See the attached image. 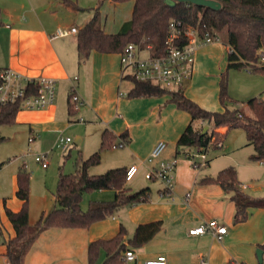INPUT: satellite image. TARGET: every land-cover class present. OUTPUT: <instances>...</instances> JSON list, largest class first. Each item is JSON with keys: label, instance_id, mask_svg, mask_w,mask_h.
<instances>
[{"label": "crops", "instance_id": "0c3cea01", "mask_svg": "<svg viewBox=\"0 0 264 264\" xmlns=\"http://www.w3.org/2000/svg\"><path fill=\"white\" fill-rule=\"evenodd\" d=\"M74 1L77 4V1ZM72 2L73 0H0V70L11 68L29 77H50L55 80L56 86V96L51 105L38 110L19 109L12 130L24 137L38 136L41 139L51 134L55 127L63 122L65 112L69 113V90L73 87L82 100V104L75 109L76 115L84 117L87 121L86 124L76 125L75 133L81 134V137L76 136L80 139L79 143L84 141L87 132H93L95 137L100 135V138L104 129L116 136L124 129L128 132L129 141L121 147H124L121 154L104 155V160H107L106 167L127 168L136 164L142 175L141 172L147 167L146 157L158 139L148 140L149 133L146 131L149 122L156 120V117L159 121L166 117L168 119L170 115L175 117L169 132L174 142L166 146L164 156L176 157L179 148L176 146V140L188 124L189 114L184 115L167 93L158 97L128 96L132 82H122L124 76L119 52L102 53L93 50L80 62L77 54V32L62 37L53 36L58 27L78 29L92 16L93 8L80 17L81 20L77 23L76 13L85 7L77 4L82 9L76 10ZM104 2L112 6L120 3L103 0L96 7L99 9ZM131 2L133 6V1ZM129 18H125L116 30L110 32L104 28L105 17L101 19L99 16L101 28L108 33L116 32ZM227 53L228 47L224 43H208L199 47L195 53L190 78L179 87L184 94L187 85L197 80L202 65L209 68L214 65L216 70L211 72V76L220 78V70H227ZM239 71L241 75L236 80L237 92L232 95H237L242 106L252 97H259L264 101V72L247 69ZM200 124L204 123L197 121L195 126ZM216 131L225 134L228 132L226 127H218ZM245 145H251L247 139ZM187 147L189 148L184 147L183 155L187 152ZM4 163L0 162V171L5 167ZM250 166L244 165L249 168ZM222 168L197 170L193 162L180 160L175 168L176 184L172 197L161 193L162 184L152 190L139 178L134 183L129 180L126 186L131 191H136L133 187H149L147 201L124 205L112 215L92 223L87 228L50 227L42 230L25 252L22 264H88V243L94 239H108L114 236L120 226L125 230L126 248L134 251V264H143L146 259L159 254L166 256L167 264H200L201 259H204L206 264H260L256 249L264 242V207H249L245 220L234 223L235 204L231 194L225 192L217 183L201 182L203 177L213 176ZM18 170H13L7 178L0 180V232L4 239H0V264H9L5 255L6 242L15 235L12 224L6 217L5 208L17 211L22 204L15 194ZM236 170L240 189L249 196L254 187L250 182L243 184L238 165ZM101 171L88 168L90 174ZM32 193H35V190L29 183L30 224L35 223L42 213L57 206L54 191L51 192V198L49 197L50 203L46 188L34 194L40 197L36 204L31 201ZM186 193H189L187 198ZM113 195L114 191L111 189L95 190L88 193L87 202L110 200ZM84 196L85 193L80 202L82 210H85L82 208ZM210 219H216L226 226V233L220 238L208 232L198 235L188 233L191 227ZM153 220L162 221L160 230L140 246L130 245L128 241L135 227L139 223ZM104 259L105 253L102 250L94 264H102Z\"/></svg>", "mask_w": 264, "mask_h": 264}, {"label": "trees", "instance_id": "16d2710c", "mask_svg": "<svg viewBox=\"0 0 264 264\" xmlns=\"http://www.w3.org/2000/svg\"><path fill=\"white\" fill-rule=\"evenodd\" d=\"M103 0H100L102 2ZM124 2L128 0H111ZM132 12L114 33L105 32L100 25L98 7L93 8L92 16L77 29L76 44L78 60L81 62L93 50L102 53L121 52L129 43L144 45L151 43L154 48H162L167 34L168 22L177 18L185 24L198 25L211 35L217 36L227 47L226 69H247L253 72H264V64L260 63L258 53L264 50V0H215L219 9H211L191 2H176L170 5L165 0H132ZM76 10L82 9L73 0ZM222 34V36H221ZM132 82L128 96H155L167 93L175 106L186 111L190 120L176 140L177 147L194 146L200 152L209 145L222 142L225 133L216 131L218 127L241 128L249 144L253 146L252 160L264 159V101L252 97L244 106L229 107V96L224 82H220L218 98L223 105L221 110H211L200 106L186 96L181 88L168 89L148 81L138 80L125 75ZM68 97L69 112H73ZM19 110V101L0 103V125L13 124ZM197 121L208 125L201 133L204 124L195 126ZM108 129L101 133L100 145L97 150L84 158H80L72 173L59 172L55 197L57 206L42 213L35 223L28 221L29 181L30 175L23 166L17 172L16 196L21 200L17 211L5 208V214L15 235L6 242V258L9 264H22L27 249L38 234L50 227L87 228L92 223L112 215L118 208L144 202L149 199V187L131 191L126 186V167L108 168L102 173L90 174L88 168L100 161L102 148L123 146L129 141L126 129L115 140ZM4 139L0 136V140ZM201 182L219 184L225 192L231 194L235 204L233 222H241L248 215L249 207H264V199L251 198L240 189L236 169L226 166L213 176H205ZM111 189L112 199L106 201L91 200L85 210L80 208L82 195L85 192ZM161 220L139 223L134 230L129 244L137 247L151 239L161 228ZM125 230L120 226L118 232L108 239H94L87 245L88 264H94L103 250L105 259L102 264H122L121 252L126 248L124 243ZM264 250V242L258 245ZM262 264V263H260Z\"/></svg>", "mask_w": 264, "mask_h": 264}, {"label": "rangeland", "instance_id": "374dc122", "mask_svg": "<svg viewBox=\"0 0 264 264\" xmlns=\"http://www.w3.org/2000/svg\"><path fill=\"white\" fill-rule=\"evenodd\" d=\"M76 1L77 4L81 6L83 5L85 7L84 10H80L76 13L75 20L77 23L80 22V17L86 15V13L91 10V8H95L100 4V0ZM131 9V0L120 2L116 6H112L108 2H104L99 7L98 11L101 19H104L105 17V30L110 32L116 30L120 22L125 20V18H129L131 16ZM215 42L220 44L223 43L220 39L214 40L212 43ZM213 67L215 68L214 65L212 66V68L202 65L197 80L194 83L187 85L185 94L208 109L221 110L223 108V105L219 101L218 92L220 82L222 81L226 85L227 93L233 99L232 101L227 102V105L229 107L242 108L243 104L241 103L240 99L236 97L237 95H232L236 94L237 92L236 80H238L239 76L241 75L239 69H221L220 71L222 72V74L220 78L215 79L211 76V72L216 70ZM122 82L123 84H128L131 82V80L128 78H123ZM71 89L72 87L70 88L69 93ZM158 96L161 95H155L154 97ZM80 105L81 104L76 103L73 108L78 109ZM180 111H182L184 115H187L186 111ZM76 118L78 119V121H74ZM80 118L82 119V121L79 120ZM84 120V117L76 115V110L69 113L65 112L63 122L59 126L55 127L54 131L51 134L46 135L42 139L38 138V136H35L34 138L29 137V135L24 137L18 132H14L12 130L14 128L13 124L0 125V136H5L4 139L0 140V162L4 161V164H6L5 167L0 171V180H3L2 178H7L13 170L19 169L20 166H23L25 170L29 172V183L30 186L32 185L35 190V193H32L33 196L31 197L32 203L36 204L40 201V197L34 194H38V191L43 188H46L47 190V199L50 203L49 199L51 198V192H55L59 172H74L79 159L86 157L92 151L96 150L99 147L101 140L100 135L95 137L93 132H87L84 141L79 143L78 145L73 142L76 136L81 137V134L75 133L76 125H78L79 123L86 124L87 121ZM159 120L160 119L156 117V120H154L153 122H149L148 128L146 129L147 133H149L148 140L158 138L156 142L163 141L166 143V146L173 144L174 141H172V135H169V132L171 130V127L173 126L175 117L173 115H170L168 116V119L166 117L163 121ZM4 130L6 131L3 132ZM58 135L69 136L72 142L68 147L56 148L54 143ZM115 140L118 141L119 137L116 136ZM245 142V134L241 128L236 127L229 129L222 138L221 146L209 145L204 150L206 159L209 160V162L205 165L195 166V169L214 170L215 168L219 169L225 166H233L235 169H237L238 165L240 168L241 177L243 178L241 179L243 181V184H247L250 182L254 187L253 191L248 194L249 197L264 199V159H250V155L254 153V149L252 145H245ZM124 145H126V143ZM121 147L122 146H112L102 148L100 152L99 163L89 168L101 169L102 171L98 173L104 172L105 170H107V168H110L106 167L107 160H104V155H119L122 153V151H124V147ZM183 149L184 147L178 148V152L176 155L178 162L180 160H188L190 163H194V161L197 160L202 162V158L200 157V154L202 152H199L197 148H195L194 146H189L187 152L184 155L182 154ZM165 150L166 148L163 150L160 159L167 160L168 157L164 156ZM36 156L43 157L45 161H47V166L43 167L40 161H36ZM149 164L153 165L155 164V161ZM246 164L251 165L250 168L244 167V165ZM144 172L145 168L141 172L142 175H140L139 170L132 177L130 182L134 183L139 178L140 181H143L146 185H149L152 190H155L158 184H162L158 179H145ZM171 174L175 181V170ZM139 188L140 187H133L132 189L138 190ZM88 193L90 192H85L84 200L82 201L83 209H86L88 206ZM0 239L1 241H4L1 232Z\"/></svg>", "mask_w": 264, "mask_h": 264}, {"label": "built area", "instance_id": "2783aa9c", "mask_svg": "<svg viewBox=\"0 0 264 264\" xmlns=\"http://www.w3.org/2000/svg\"><path fill=\"white\" fill-rule=\"evenodd\" d=\"M75 27H58L54 37H62L76 33ZM219 39L203 30L198 25L185 24L177 18H171L167 26V34L162 48L157 50L151 43L138 45L127 43L120 52L122 75L132 76L138 80L148 81L165 88H178L186 82L192 73L194 57L197 49L214 40ZM260 63L264 64V50L258 53ZM56 96L55 80L46 76L29 77L11 68L0 70V103L19 101V109L38 110L51 105ZM70 103L73 108L76 103L82 104V100L72 87L70 91ZM73 110H75L73 108ZM82 121V119H79ZM72 142L69 136L58 135L55 140L56 148L68 147ZM221 146V142H217ZM166 143L156 142L146 157L147 167L144 172L146 179H158L163 187L161 193L172 197L175 181L172 172L178 163L177 158L167 160L160 159ZM205 150V149H204ZM204 150L200 154L201 161H194V166L207 163ZM43 167L47 161L43 157H35ZM155 161V164L149 163ZM138 171L136 164L129 165L125 170L126 182L131 180ZM189 193L185 194L187 198ZM210 233L220 238L226 233V226L216 219H210L197 226L191 227L188 233L198 235ZM122 264H134L135 254L132 249H125L121 253ZM143 264H167L166 256L159 254L156 257L146 259ZM200 264H206L204 259Z\"/></svg>", "mask_w": 264, "mask_h": 264}, {"label": "water", "instance_id": "95a60500", "mask_svg": "<svg viewBox=\"0 0 264 264\" xmlns=\"http://www.w3.org/2000/svg\"><path fill=\"white\" fill-rule=\"evenodd\" d=\"M165 1L169 3L170 5H174L176 2H191L196 5L209 7L211 9H219L220 7V4L215 0H165ZM207 128H208V125L205 124L203 126L201 133H204L207 130ZM74 142L79 143L80 142L79 137H76L74 139ZM262 253H264V250H262L261 248L256 249V255H257V259L259 263H262Z\"/></svg>", "mask_w": 264, "mask_h": 264}]
</instances>
